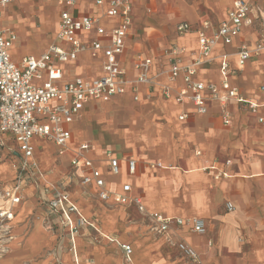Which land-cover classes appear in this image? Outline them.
<instances>
[{"label": "crops", "instance_id": "0c3cea01", "mask_svg": "<svg viewBox=\"0 0 264 264\" xmlns=\"http://www.w3.org/2000/svg\"><path fill=\"white\" fill-rule=\"evenodd\" d=\"M25 1L27 0H12L0 21L3 29L12 30L17 35V41L10 51L12 61L17 64L27 56L40 58L51 45L58 44L62 10L59 2L62 0H56L59 1V12L55 32L44 52L39 53L38 49L28 50L17 58V30L22 31L21 6L26 5ZM95 1L78 0L73 10L74 15L98 18L106 29L116 26L119 19H112L107 14L110 0H103V6H97ZM235 1L141 0L133 6L132 25L125 52L120 59L121 65L128 80L134 81L138 76L136 63L139 60H150L152 66L149 77L153 83L139 85L136 93L129 90L127 94L110 101H91L86 105L70 126L73 138L62 156L58 155V149L53 143L33 140L39 169L37 173L29 171L25 174L23 199L15 209V219L12 222L14 238L8 245L7 253L0 258V264H15L32 257L37 246L36 249L31 243L28 246L31 238L27 241L26 236L19 232L18 221L27 216L34 205L45 206L54 214L49 208V201L56 191L70 195L66 187L70 185L72 178L77 181L73 186L82 193H92L100 202L120 208L130 221L144 223L145 227L140 226L141 230L145 228L144 232L154 234L149 231L148 220L142 217L135 206L120 205L114 198L102 201L94 185H81L83 172L75 170L71 162L84 143L90 146L86 157L101 172L107 190L111 193L118 194L124 185L130 184V196L140 197L148 213L203 221L206 229L204 235L195 233L191 225H174L166 236L158 238L156 244L150 243L152 240L149 236L146 251L151 254L152 259L161 264L169 263V258L175 260L174 264H264V124L259 122L260 118H264V56H254L243 68L238 66L236 56L242 44L254 46L261 38L264 0H244L250 7L249 16L254 21L253 26L244 28L231 45L220 44L213 52L214 62L200 67L194 77L196 82L219 84L222 81L221 57L227 55L231 67L229 84L259 106L256 114L232 101L228 104L232 125L226 127L218 102L210 101L207 112L200 115L188 101L177 103L175 96L168 99L163 94L164 87H169L173 95L185 87L184 75L175 81L169 79L166 73L169 69V57L166 52L175 46L181 47L185 50L182 55L183 65L190 64L199 48V31H204V24L208 23L206 34L213 36L221 23L228 19V12ZM182 23L190 26V32H178ZM98 38L95 32L81 36L84 43ZM102 42L106 43L104 40ZM57 66L62 71V78L57 81L59 87L77 78H98L103 74V54L99 53L95 59L86 52L75 62ZM44 81H47L46 74L42 81L35 83L41 85ZM136 106L149 114L136 115ZM244 111L252 119L247 123L251 130L249 140H253L256 148V158L249 161L240 156L246 145L245 133L240 134L241 130L238 131L241 124H246L244 120L241 123ZM113 114L116 116L115 120ZM182 115H187L185 120H180ZM121 124L129 125L124 135L119 130ZM47 147L55 149V163L61 158L69 161L72 172L70 179L65 177L69 180L68 184H64L63 178L61 185H54L51 178L53 171L42 168L39 155ZM11 150H17V146L10 137L5 136L4 146L0 150V182L3 187L11 186L16 179L12 160L17 159L12 156ZM109 151L120 162L119 176L111 174L107 158ZM130 161L137 164L134 175L128 172ZM157 164H161V167L153 168ZM3 167H7V171H2ZM8 173L11 178L6 180L4 176ZM218 175L221 176L217 179ZM71 201L76 204L72 198ZM229 203L233 205V211H229ZM5 206L7 203L0 199V209ZM109 239L117 245L128 264H136L134 246L119 237L110 236ZM180 243L191 247L198 255V260L186 257L178 247ZM122 245L132 247L131 260H127ZM153 252L157 253L156 256L152 255Z\"/></svg>", "mask_w": 264, "mask_h": 264}, {"label": "built area", "instance_id": "2783aa9c", "mask_svg": "<svg viewBox=\"0 0 264 264\" xmlns=\"http://www.w3.org/2000/svg\"><path fill=\"white\" fill-rule=\"evenodd\" d=\"M140 1L110 0L108 17L119 19V23L110 29L103 27L98 18L88 15L76 17L73 10L78 0L60 1L62 10L57 34L58 44L51 45L42 57L27 56L18 64L12 61L10 53L17 41V35L12 30L3 29L0 24V150L4 146L5 136L10 137L17 146V150L10 151L17 159L16 164L12 165L16 179L8 187H3L0 182V199L7 203V206L0 209V258L7 253L8 245L14 238L12 222L15 219V209L23 199L25 174L29 171L37 173L39 169V164L35 160L33 140L41 139L53 143L58 149V155L62 156L73 138L70 126L86 105L91 101H110L114 97L127 94L129 90L136 93L139 85L153 83L149 77L152 66L150 60H139L136 63L138 76L134 81L128 80L120 61L132 25L133 6ZM11 2L12 0H0V21L4 10ZM95 3L97 6L104 5L103 0H96ZM249 14L248 3L244 0H236L228 12V19L221 23L213 36L206 34L205 30L209 28V24L205 23L204 31H199L198 51L188 65H183L182 55L185 53L183 48L175 46L169 49L166 52L169 57V69L166 73L171 81L184 75L185 87L176 95H173L169 87H164V96L168 99L175 96L177 103L188 101L200 115L207 112V104L210 101H216L221 106L222 120L226 127L232 125V116L228 110V104L232 101L256 114L259 106L246 99L239 89L232 88L229 84L231 67L227 55L221 57L222 81L219 84H205L194 80L200 67L214 62L213 52L220 44L231 45L244 28L253 26L254 21ZM92 32H95L99 38L84 43L81 36ZM178 32L188 33L190 26L182 23L178 27ZM101 39L106 43L104 44ZM86 52L95 59L102 52L103 74L90 80L77 78L59 87L57 81L62 78V71L57 65L75 62ZM236 56L240 68H243L254 56H264V26L259 41L254 46L242 44ZM45 74L47 81L36 85L35 81H42ZM262 89L264 90V87ZM135 100H138L137 97ZM186 117L187 115H182L180 120H185ZM259 122L264 124V118H260ZM89 149L90 146L86 143L80 145L71 163L75 170L83 172L80 178L81 185L84 187L94 185L102 201L114 198L120 205L135 206L142 217L150 223V230L161 236H166L174 225L178 227L191 225L195 233L205 234L206 229L200 219L183 220L168 218L159 213H148L140 197L130 196L132 192L130 184L124 185L118 194L108 191L101 172L86 157ZM107 158L110 162L111 174L119 176L121 169L119 160L115 159L111 151L107 152ZM155 167H161V164L154 165L153 168ZM136 171V162L130 161L129 174L134 175ZM49 208L52 213L63 217L72 234L78 233V229L87 223L67 192L56 191L49 201ZM228 209L233 211V205L229 203ZM74 217L77 218L76 221ZM178 247L186 257L194 261L198 260V255L188 245L180 243ZM122 249L127 260H131L132 247L122 245Z\"/></svg>", "mask_w": 264, "mask_h": 264}, {"label": "rangeland", "instance_id": "374dc122", "mask_svg": "<svg viewBox=\"0 0 264 264\" xmlns=\"http://www.w3.org/2000/svg\"><path fill=\"white\" fill-rule=\"evenodd\" d=\"M52 1L27 0L24 2L26 5L21 6L22 31L16 29L19 35L16 45L18 49L17 58L26 54L25 51L28 50L38 49L39 53H42L48 46L55 32L59 12L57 5L60 0ZM135 108L138 116L149 114L140 106ZM115 118L116 116L113 114V120ZM243 120L246 124H241L242 126L240 129L238 128V131L241 130L239 131L240 134L245 133L246 145H244L240 156L248 161L254 160L256 148L253 140H249L251 130L248 129L249 125L247 124L252 119L246 111L242 114L241 123ZM92 128L94 129L95 125ZM128 128L129 125L121 124L119 126L123 135ZM55 154L54 148L47 147L39 157L42 168L53 171L50 173L54 185H61L63 178L70 179L72 171L69 169L68 160L61 158L58 163H55L57 158ZM11 158L13 159V157ZM12 163L16 164V161L12 160ZM2 171H7V167H3ZM4 178L10 179L11 174H6ZM66 178L64 180L65 185L69 182ZM73 184H77V181L72 178L66 189L86 219V225L79 228L78 233L72 234L70 227L66 225L61 215L51 214L45 206L34 205L28 211L27 216L18 221V227L20 228L19 232L24 234V237L26 236L27 241L31 238L28 246L31 243L34 247L37 246V249L35 247L36 252L32 257L15 262V264H128L117 245L109 239L110 236L119 237L124 242L134 246L136 264H161L152 259L151 254L146 251V247L149 245L148 237L151 236L152 241L150 243L156 244L161 235L155 232H153L154 234L144 232L145 228L141 230L142 226L145 227L143 222L130 221L120 208L100 202L92 193H82ZM156 254V252L152 253L154 256ZM169 259V263L166 264H174L175 260Z\"/></svg>", "mask_w": 264, "mask_h": 264}]
</instances>
